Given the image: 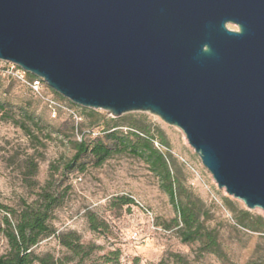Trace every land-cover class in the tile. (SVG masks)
<instances>
[{
	"label": "water",
	"instance_id": "water-1",
	"mask_svg": "<svg viewBox=\"0 0 264 264\" xmlns=\"http://www.w3.org/2000/svg\"><path fill=\"white\" fill-rule=\"evenodd\" d=\"M0 62L181 130L219 190L264 212V0H0Z\"/></svg>",
	"mask_w": 264,
	"mask_h": 264
},
{
	"label": "rangeland",
	"instance_id": "rangeland-1",
	"mask_svg": "<svg viewBox=\"0 0 264 264\" xmlns=\"http://www.w3.org/2000/svg\"><path fill=\"white\" fill-rule=\"evenodd\" d=\"M228 29L238 31L234 25ZM40 94L13 78L0 77V102L7 110L0 114V256L9 249L2 231L7 210L44 208L52 200L48 224L53 233L34 252L50 255L59 264H264V233L247 230L237 220L239 212H249L264 230V212L249 211L219 190L181 130L144 113L127 114L116 122L101 110L90 115V109L74 105L44 82ZM47 98L75 112L78 120L63 109L54 116ZM115 124L120 125L118 137L129 136L130 124L155 136V145L167 155L184 192L196 200L205 227L218 235L220 255L204 252L199 242L182 240L178 213L158 176L107 137ZM83 136L117 151L101 167L90 156L71 167L74 144ZM122 198L135 203L123 206ZM60 236L78 237L88 257L73 255Z\"/></svg>",
	"mask_w": 264,
	"mask_h": 264
},
{
	"label": "trees",
	"instance_id": "trees-1",
	"mask_svg": "<svg viewBox=\"0 0 264 264\" xmlns=\"http://www.w3.org/2000/svg\"><path fill=\"white\" fill-rule=\"evenodd\" d=\"M26 76L30 81L37 79L30 74H26ZM0 77L4 76L0 74ZM4 78L13 77L6 76ZM6 112L7 110L4 104L0 102V114ZM89 113L94 116L98 115L95 110H91ZM24 115L29 121L33 119L26 113ZM32 121L33 123H36L34 120ZM113 121L116 122L115 119H113ZM103 122L106 123L107 119L103 118ZM118 127H120V125L115 124V128L107 135V137L110 140L115 141L120 150L127 151L134 157L146 162L150 166L152 172L158 176L162 189L167 193L171 203L174 205V208L178 213L179 218L176 220V224L177 227L181 226L179 231L182 240L185 243L199 242L202 245L204 252L220 255L222 250L218 242V235L214 231L208 230L205 227L204 222L201 220L202 215L200 208H198V205L195 202L196 200H194L192 195L184 192L183 186L176 177L173 167L168 161L167 155L160 150L159 146L155 145V136L150 134V131L145 130L139 124H130L129 127L132 130L129 136L118 137ZM24 128L26 131L28 130L27 126H24ZM130 137L133 138L131 139ZM74 145L76 153L70 161L69 166L71 167L84 156H90L95 160L97 167H101L112 158L117 151L106 147L102 142L94 143L88 140L85 136H83L81 141L75 142ZM51 202L52 200H50L44 208H35L32 205H29L22 212L7 210L8 215L3 219L2 224L4 225V228L2 231L7 239L9 249L6 254L0 256V264H34L36 262L39 264H59L58 261L50 255L38 256L34 252V248L41 242V240L53 233L52 228L48 224ZM134 203V200L130 198L124 199L122 202L123 206H131L134 205ZM10 215L15 219V223L11 221L9 217ZM237 220L238 224L247 230L264 233V230H260L249 212H239ZM92 227L94 230L98 229L96 227V220L92 221ZM59 241L62 246L69 250L73 255L82 258H84V256L88 257V255L85 254V248L80 243L78 237L67 238L65 236H60Z\"/></svg>",
	"mask_w": 264,
	"mask_h": 264
},
{
	"label": "built area",
	"instance_id": "built-area-1",
	"mask_svg": "<svg viewBox=\"0 0 264 264\" xmlns=\"http://www.w3.org/2000/svg\"><path fill=\"white\" fill-rule=\"evenodd\" d=\"M0 74H2L4 77L11 76L17 79L23 84L29 86L35 93L41 95L40 92L42 89L43 81L38 78L35 79L34 81L28 80L26 76L27 73L18 66L10 63H5L4 67H0ZM46 102L49 104V107L52 109L54 116H56L57 114L56 111L58 109H63L66 110L74 120H78V116L72 110L67 109L66 107L55 102L54 100H50L49 98L46 99ZM193 172L196 173L195 169H193Z\"/></svg>",
	"mask_w": 264,
	"mask_h": 264
}]
</instances>
